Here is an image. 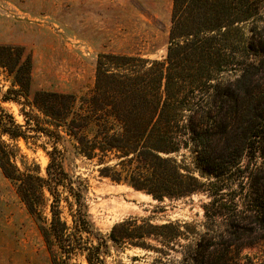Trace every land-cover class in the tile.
Masks as SVG:
<instances>
[{
	"label": "trees",
	"instance_id": "trees-1",
	"mask_svg": "<svg viewBox=\"0 0 264 264\" xmlns=\"http://www.w3.org/2000/svg\"><path fill=\"white\" fill-rule=\"evenodd\" d=\"M145 55L99 53L86 94L39 90L29 99V55L0 44V75L8 82L0 81V136L27 143L43 135L50 144L40 174L16 143L0 139V170L39 221L51 264H105L110 246L149 248L150 237L164 244L196 234L186 221L137 216L102 233L88 211V179L65 168L68 151L99 177L156 200L203 189L200 176L227 177L242 148L261 157L264 171V0H172L166 53ZM7 101L22 105L23 123L2 105ZM182 148L194 152L199 175L175 156ZM207 190L205 217L225 212L228 241L239 243L235 221L257 210L216 205L218 190Z\"/></svg>",
	"mask_w": 264,
	"mask_h": 264
},
{
	"label": "rangeland",
	"instance_id": "rangeland-1",
	"mask_svg": "<svg viewBox=\"0 0 264 264\" xmlns=\"http://www.w3.org/2000/svg\"><path fill=\"white\" fill-rule=\"evenodd\" d=\"M171 8L172 0H0V44L20 46L29 55V99L39 90L80 96L93 87L99 53H140L163 58ZM0 81L8 85L3 75ZM2 105L17 122L23 123L22 105L13 101ZM25 109L28 111L29 107ZM0 139L16 143L27 163H37L40 174L44 173L48 162L44 146L50 148L45 136L27 143L22 138L11 141L5 135ZM175 156L183 158L199 175L194 152L182 148ZM237 161L227 177L216 180L211 175L200 176L208 184L203 189L162 200L99 177L94 165L70 151L64 163L71 174L88 179V211L102 233H108L115 223L130 216L147 217L153 223L186 221L191 224L189 230L196 232L194 236L189 234V239L179 237L174 243L162 244L159 238L150 237L146 240L149 248L110 246L105 264H264V236H259L264 233V228H260L264 226L262 159L258 154L248 156L242 148ZM208 188L218 190L216 205L257 210L247 212L254 213L250 220L235 221L238 227H234L233 235L239 243L228 241L225 212H212L215 215L205 217L204 206L212 199ZM39 224L0 170V264H51ZM252 227L247 236L246 229ZM192 237L195 239L191 243Z\"/></svg>",
	"mask_w": 264,
	"mask_h": 264
}]
</instances>
